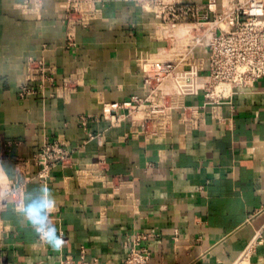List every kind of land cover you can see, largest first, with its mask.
Returning a JSON list of instances; mask_svg holds the SVG:
<instances>
[{"label": "crops", "instance_id": "crops-1", "mask_svg": "<svg viewBox=\"0 0 264 264\" xmlns=\"http://www.w3.org/2000/svg\"><path fill=\"white\" fill-rule=\"evenodd\" d=\"M84 2L93 18L72 24L68 7ZM144 6L0 0V162L22 191L50 188L62 242L58 251L40 242L7 202L0 264H59L62 252L78 260L81 246L90 264H123L137 235L146 236L148 264H234L250 244L249 261L264 264V77L201 116L183 106L202 95L172 97L171 117L149 138L103 112L104 103L143 96L139 59L162 54ZM29 58L53 65L55 84L20 97ZM66 78L74 82L64 92ZM46 140L73 155L41 180L32 157Z\"/></svg>", "mask_w": 264, "mask_h": 264}, {"label": "built area", "instance_id": "built-area-1", "mask_svg": "<svg viewBox=\"0 0 264 264\" xmlns=\"http://www.w3.org/2000/svg\"><path fill=\"white\" fill-rule=\"evenodd\" d=\"M144 1L150 13H154L150 18L151 27L165 41L163 53L139 59L143 96L131 95L122 101L104 103L103 112L112 124L128 121L131 135L149 138L160 122L171 117L174 108L169 103L171 96L202 95L200 104L183 106L184 111L199 112L201 116L206 106L230 103L235 94L253 87L264 77V0ZM71 7L78 12L72 24H86L94 16L86 2ZM54 74L53 65L37 58L28 59L25 79L36 88L43 90L47 84H54ZM20 88L22 97L34 91L27 83ZM170 92L175 93L169 95ZM218 122L224 123L225 118L219 116ZM72 155L73 149L66 143L44 141L32 157L38 166L32 176L47 179L55 167L70 166ZM24 171L21 169L19 173ZM22 189L23 184L19 183L17 191ZM3 203L8 205L7 201ZM59 210L56 204L51 213L55 226ZM3 230L5 225L0 220V232ZM60 234L57 228V235ZM145 237H134L123 264L149 263V252L140 245ZM252 245L234 264H253L248 259ZM59 264H90L86 248L80 247L78 260L60 253Z\"/></svg>", "mask_w": 264, "mask_h": 264}, {"label": "clouds", "instance_id": "clouds-1", "mask_svg": "<svg viewBox=\"0 0 264 264\" xmlns=\"http://www.w3.org/2000/svg\"><path fill=\"white\" fill-rule=\"evenodd\" d=\"M16 179L7 177V165L0 162V210L5 207L3 202L12 204V211L43 243L60 250L61 237L57 235V228L51 220V213L56 207L52 191L46 184H40L31 190L18 192Z\"/></svg>", "mask_w": 264, "mask_h": 264}, {"label": "rangeland", "instance_id": "rangeland-1", "mask_svg": "<svg viewBox=\"0 0 264 264\" xmlns=\"http://www.w3.org/2000/svg\"><path fill=\"white\" fill-rule=\"evenodd\" d=\"M72 2H75V0H71ZM142 2H143V0H142ZM147 6V7H146ZM145 8H144V10L146 11V12H148V14H150L151 16L154 14L153 12V14L152 13H149V12H151V11H149L150 10V8H149V6H148V4L147 3H145V6H144ZM95 9V8H94ZM152 9V8H151ZM68 13H71L70 15H74V14H76V13H78L76 10H75V8H73V7H68ZM69 15V16H70ZM67 43H68V45H71V44H73V40H72V37H71V33H69L68 35H67ZM40 60V59H39ZM25 74H26V72H25ZM72 82H74V80L73 79H68V78H66V79H64L63 81H62V84H61V87H62V91H64V92H67V90H70L71 89V87L72 86H70L71 84H72ZM25 83H27V85L28 86H34L33 85V82H30V81H27L26 79H25V77H24V82L22 83V85L23 84H25ZM29 83V84H28ZM54 84H55V76H54ZM54 84H51V85H54ZM21 85V86H22ZM50 84H47L46 85V87H48V86H51ZM45 87V88H46ZM21 89V88H20ZM36 90V89H35ZM173 93H175V92H170L169 93V95H173ZM53 95H56V96H59V95H61V96H63V92L62 93H60L59 92V90H56L55 92H54V94ZM20 96V95H19ZM175 96V95H174ZM174 96H171L170 98H168L169 99V103H171V99H172V97L174 98ZM20 97H22V96H20ZM20 171V170H19Z\"/></svg>", "mask_w": 264, "mask_h": 264}, {"label": "bare ground", "instance_id": "bare-ground-1", "mask_svg": "<svg viewBox=\"0 0 264 264\" xmlns=\"http://www.w3.org/2000/svg\"><path fill=\"white\" fill-rule=\"evenodd\" d=\"M162 53H163V51H162Z\"/></svg>", "mask_w": 264, "mask_h": 264}]
</instances>
